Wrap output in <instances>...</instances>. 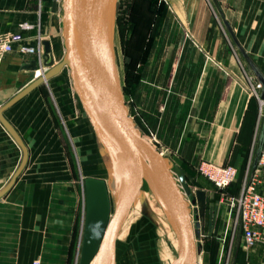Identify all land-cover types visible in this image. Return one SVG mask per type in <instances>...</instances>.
<instances>
[{
	"label": "crops",
	"instance_id": "1",
	"mask_svg": "<svg viewBox=\"0 0 264 264\" xmlns=\"http://www.w3.org/2000/svg\"><path fill=\"white\" fill-rule=\"evenodd\" d=\"M195 3L189 5L188 24L200 48H194L191 41L182 48L170 42L155 48L165 56L164 62L156 66L162 71L158 85L161 89L163 85L166 87L161 98L155 92L157 146L177 151L179 160L189 166L208 161L236 167L230 162L234 160L246 168L245 173L248 169L251 174L259 160L256 162V149L264 123V103L252 93V85L259 82L258 78L239 58L227 34L264 76V0ZM180 5L176 1L169 3L168 17ZM24 22L35 27L40 23L35 2L0 0V33L19 31ZM22 34L28 43L36 45L35 29ZM46 40L52 47V41ZM33 61L37 62L35 54L16 50L0 60V109L35 80L30 68ZM59 74L47 81L55 82ZM45 83L2 112L27 147L28 159L15 177L23 151L0 121V191L15 177L0 197V264H31L33 260L41 264H75L72 251L75 239L79 238L75 229L80 186L73 164L63 156L58 128L43 95ZM260 93L261 88L259 96ZM106 184L113 214L118 192L114 196L111 178ZM257 191L264 193V170L259 172ZM134 199L117 240L123 242L147 203L148 213L158 221L155 233L160 255L164 264H171L177 257L176 237L164 212L146 190ZM215 230L214 246L221 244L230 228L225 220L215 224L211 219L202 225L203 234ZM207 243L205 240L198 248L199 258L204 264H217L219 249L210 255ZM234 243L231 264H264V246L246 247L240 230Z\"/></svg>",
	"mask_w": 264,
	"mask_h": 264
},
{
	"label": "rangeland",
	"instance_id": "2",
	"mask_svg": "<svg viewBox=\"0 0 264 264\" xmlns=\"http://www.w3.org/2000/svg\"><path fill=\"white\" fill-rule=\"evenodd\" d=\"M31 1L37 4L40 13V23L33 28L36 36H40L43 41L46 39L52 41V47L49 43L51 49L49 56L43 44L44 64L48 67L47 70L52 69L60 62L64 53L61 35V2L58 0L57 11L52 12L51 0ZM173 1L181 5L168 17L167 7ZM195 2H200V0H118L117 2L113 52L122 92L136 125L143 135L156 146H159V140L155 135V92L156 97L161 98L165 96L163 93H166L164 92L166 87L163 85L161 89L158 85L162 71L156 66L159 62H164L165 56L156 52L155 48L167 46L168 42L182 48L190 41L194 48H200L188 24L191 21L189 5L196 4ZM162 32L165 35H162ZM227 36L239 58L248 64L239 47L229 34ZM174 58L177 61L179 55ZM167 75L169 72H166V78ZM257 92L259 93V89ZM74 93L67 68L60 72L55 82L50 79L43 85V95H45L49 111L58 128L63 156L73 164V170L80 186V209L76 221L77 229H75L76 234L79 231V238L78 241L75 239L74 253L72 251V260L75 264H79L86 211V178H99L106 183L111 178L114 182V196H116L119 191L117 185H119L120 176L118 172L115 175L112 174L107 153L100 147L102 145L89 120L82 116L83 108ZM160 150L169 158L173 170L179 168L184 173L185 180L192 190V195L188 197L190 202L195 198V190L202 189V187L205 189H202L206 192L205 215L200 216L197 204H190L197 247L201 248L207 240L208 252L211 255L212 251L217 252L223 244L221 264L227 263L226 260L228 264H231L235 250L234 238L238 230L233 234L230 229V232L223 238L225 240H221V244L214 246L217 242L214 240L216 230L203 234L202 225L209 223L211 219L215 224L224 222L227 211L226 198L239 192L245 176V168L231 160L230 162L236 165L237 177L230 189H218L198 169L202 162H211L199 161L189 166L179 160L181 156L177 151L168 148ZM142 188L148 190L145 185ZM148 211V204L145 203L142 216L127 231L123 242L117 240L120 245L116 249L119 264H164L156 243L158 234L155 233V227L158 221ZM199 264H204L200 258Z\"/></svg>",
	"mask_w": 264,
	"mask_h": 264
},
{
	"label": "water",
	"instance_id": "3",
	"mask_svg": "<svg viewBox=\"0 0 264 264\" xmlns=\"http://www.w3.org/2000/svg\"><path fill=\"white\" fill-rule=\"evenodd\" d=\"M61 35L64 53L60 62L43 76L36 78L0 109V121L22 148L23 156L15 177L28 159V150L20 136L3 117L2 112L49 78L68 68L73 89L78 96L83 117H88L98 140L109 156L114 168L116 150L111 143V129L120 139V150L127 155L122 191L115 210L110 215L106 182L88 177L85 181L86 211L79 264H117L118 232L128 214L137 192L153 184L160 195V203L168 214L172 227L180 240V252L171 264H199L190 203L199 206L205 215L206 192L192 190L181 169L175 168V180L169 158L142 133L130 115L121 88L113 52L116 9L118 0H60ZM57 10V0H51V11ZM45 52L50 55L47 40ZM238 44V43H237ZM239 47V45H238ZM241 50L245 60L261 84L260 100L264 102V76L249 56ZM30 68L37 69L33 61ZM103 121L106 125L103 124ZM264 146V123L256 149V162ZM112 168V169H113ZM14 177V179H15ZM14 179L0 191V197L11 187ZM119 264V263H118Z\"/></svg>",
	"mask_w": 264,
	"mask_h": 264
},
{
	"label": "built area",
	"instance_id": "4",
	"mask_svg": "<svg viewBox=\"0 0 264 264\" xmlns=\"http://www.w3.org/2000/svg\"><path fill=\"white\" fill-rule=\"evenodd\" d=\"M33 28V24L24 22L19 25V31L0 33V60L14 50L21 54H35L39 63V66L33 72V79H36L43 76L47 66L44 64L43 39L38 36L36 37V45H31L22 34V31H30ZM260 88L261 84L259 82L252 85L253 94L257 98H259L257 89ZM261 103L264 102L261 101ZM198 169L215 187L223 190L232 184L237 176V168L232 165H216L202 162ZM262 169L264 170V148L253 173L250 174L247 169L239 192L226 198L227 211L224 220L227 228H230L233 234L240 230L243 242L249 248L256 245L264 246V193L257 191L258 175ZM223 252L224 245L221 244L217 264H221ZM226 262L225 264H228L227 260ZM31 264L41 263L39 260H33Z\"/></svg>",
	"mask_w": 264,
	"mask_h": 264
},
{
	"label": "bare ground",
	"instance_id": "5",
	"mask_svg": "<svg viewBox=\"0 0 264 264\" xmlns=\"http://www.w3.org/2000/svg\"><path fill=\"white\" fill-rule=\"evenodd\" d=\"M57 7H58V0H57ZM57 11V10H56ZM65 68H67V67H65ZM64 68V69H65ZM46 70H47V67L45 68ZM68 69V68H67ZM49 70H51V68H49L47 71H44L43 72V75L45 74V73H47ZM75 94V93H74ZM76 97V96H75ZM77 98H78V96H77ZM76 98V99H77ZM78 101H79V103L81 104V102H80V100H79V98H78ZM82 106V105H81ZM84 118H86V119H88V117H84ZM89 120V119H88ZM90 122V121H89ZM91 124V123H90ZM103 124L104 125H106L105 124V122L103 121ZM109 132H110V137H109V139L111 140V143L112 144H114L115 145V147H116V150H115V152H114V155H113V159H114V168L112 167V162H110V160H109V156H108V153L106 152V150L103 148V146H100V147H102L103 148V150L107 153V156H108V161H109V164H110V169H111V171H112V174L113 175H115L117 172L119 173V176H120V181H118V183H119V191H118V195H117V200H118V198H119V195H120V193H121V191H122V187H123V176H124V174H125V170H126V166H127V155H126V153L125 152H123L122 150H120L119 148V146H120V144H121V141H120V139H119V137L111 130V129H109ZM98 139V138H97ZM169 163H170V166H171V170H172V173H173V176H174V178H175V180L177 181V183H179L178 182V179H177V176H176V174L173 172V169H172V165H171V162H170V160H169ZM113 168V169H112ZM106 186H107V184H106ZM146 186V185H145ZM147 188L146 189H148L147 190V192L152 196V198H154V199H156V201H157V204H158V206H160V208L163 210V212H164V214H165V216H166V219H167V221H168V223H169V225L171 226V228H172V230H173V232H174V234H175V237H176V247H177V256H178V254H179V252H180V247H181V244H180V240H179V238H178V236H177V234L175 233V231H174V229H173V227H172V224H171V221H170V218H169V216H168V214L165 212V210H164V208H163V206L161 205V203H160V195H159V192H158V190L155 188V186L153 185V184H150V185H148V186H146ZM142 190H145L144 188H141L138 192H137V194L139 193V192H141ZM107 193H108V188H107ZM136 194V195H137ZM108 199H109V197H108ZM117 200H116V203H117ZM109 203H110V201H109ZM116 203H115V206H116ZM189 203H190V201H189ZM191 204V203H190ZM115 206H114V210H115ZM130 208H131V206H130ZM114 210H113V212H114ZM190 210H191V205H190ZM129 212V211H128ZM110 215H112L111 214V204H110ZM127 217V216H126ZM126 219V218H125ZM125 221V220H124ZM124 223V222H123ZM123 225V224H122ZM122 227V226H121ZM119 233V232H118ZM177 258V257H176ZM183 264H185V263H183Z\"/></svg>",
	"mask_w": 264,
	"mask_h": 264
},
{
	"label": "trees",
	"instance_id": "6",
	"mask_svg": "<svg viewBox=\"0 0 264 264\" xmlns=\"http://www.w3.org/2000/svg\"><path fill=\"white\" fill-rule=\"evenodd\" d=\"M243 168H245L244 166H242ZM246 169V168H245ZM238 173V172H237ZM237 177V176H236ZM234 183V182H233ZM231 186H232V184H230L226 189L228 190V189H230L231 188ZM225 190V189H224Z\"/></svg>",
	"mask_w": 264,
	"mask_h": 264
}]
</instances>
